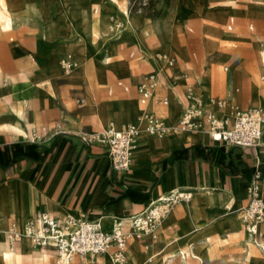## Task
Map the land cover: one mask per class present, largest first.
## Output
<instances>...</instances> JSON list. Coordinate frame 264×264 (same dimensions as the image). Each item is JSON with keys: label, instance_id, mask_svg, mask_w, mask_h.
<instances>
[{"label": "crops", "instance_id": "0c3cea01", "mask_svg": "<svg viewBox=\"0 0 264 264\" xmlns=\"http://www.w3.org/2000/svg\"><path fill=\"white\" fill-rule=\"evenodd\" d=\"M38 2L40 0H35L34 4L27 5V8L32 10ZM37 7L39 11L32 10L31 14L43 18L44 8ZM234 24V18L229 17L226 30L231 32ZM248 30L252 31L253 26L250 25ZM9 42L13 43V49L9 52L10 58L20 59L28 56L29 49H33L32 56L39 62H46L47 58L53 55V46L44 41L43 37L23 47L15 44L13 38H10ZM170 45V52L176 53L173 42ZM253 45L259 51L262 50L260 53L264 65V41H253ZM247 49L245 46L244 50ZM110 51L111 47L106 45L102 55L89 53L82 58L74 52L71 54L81 62L87 59L102 62L113 55L109 54ZM69 55L64 57L70 58ZM60 56L63 55L55 53L57 62ZM115 64L119 70L116 78L131 83L137 84L144 73L136 77L131 76L133 72L128 69L137 63ZM146 70L148 71V67ZM251 71L254 70L245 65L242 71L233 76L232 88L235 89L237 100L238 88L242 89L244 85L242 77L249 76ZM79 73H84V69ZM177 73L174 75V84L164 79L161 81L156 75L160 85L167 89L170 102L168 106L163 104L164 107L155 103L151 105V109L149 102L146 105L141 103L137 90V94L131 92L122 81L116 84L122 93L118 99L98 102L97 92L103 84L111 82L113 78L111 81L98 80V86L93 81L94 100L98 106L97 116L89 112H79L77 108H73L71 102L70 108H67L59 91L57 92L61 105H55L57 95L53 98L44 92H33L24 84L19 74L17 77L11 75L8 85L0 84V220L7 229L12 224L21 228L22 217L26 218V223L37 211H45L58 219L73 216L98 221L101 226L104 221L102 228L110 232L113 223L118 220L128 228L129 218L143 212L160 196L184 192L191 195L190 200L179 202L154 231L155 235L145 236L144 239L138 236L130 240L127 246L134 240V251L138 250L145 258L149 252L154 253L153 259L169 250L172 254L165 257V261L174 254H179L181 263L183 255L187 256V264L189 260L197 261L193 256L195 255L209 260L208 264H215L219 241L228 245L226 254L241 260L243 264L264 261V254L257 248L249 247L242 253L239 232L243 236L245 234L236 214L237 210L247 204V186L256 160L261 163L264 173V135L263 144L257 149H242L213 143L206 135L200 133L151 136L142 132L136 141L131 168L126 172H115L111 168L104 148L86 146L79 139V132L91 133L103 128L100 115H111L108 123L113 124L116 103L123 105L124 117L137 119L147 110L166 124H174L185 107V103L178 99V92L183 90V82L177 78ZM95 74L96 71H91L90 77L94 78ZM80 92L84 99V90ZM112 94V91L108 92L109 97H112ZM160 95L162 93L158 92V96ZM29 96L32 99L30 110L26 102ZM262 96L254 92L245 104L262 105ZM174 99H177L182 108L181 112L173 104ZM255 107L264 106L247 108ZM214 111L220 114L216 109ZM18 112L20 116L17 115ZM66 115L72 122L63 121ZM83 120L91 124L85 125ZM137 120L122 126L137 125ZM27 122L32 125L31 133L27 129ZM17 126L24 134L14 129ZM52 130L55 132L51 138L42 142L46 140V131ZM31 145L37 147V153L27 148ZM261 196L264 199V186ZM245 243L247 244L246 240ZM11 246L17 250L19 241L12 242ZM179 247L184 248L178 251ZM44 250L51 252L52 258L45 263L36 260V264H48L51 259L54 261L53 248ZM105 256L106 254L98 257L99 264H102L101 260ZM173 261L178 263L177 259Z\"/></svg>", "mask_w": 264, "mask_h": 264}, {"label": "rangeland", "instance_id": "374dc122", "mask_svg": "<svg viewBox=\"0 0 264 264\" xmlns=\"http://www.w3.org/2000/svg\"><path fill=\"white\" fill-rule=\"evenodd\" d=\"M34 1L4 0L0 2V84L2 85H8L9 77L11 75L17 77L18 74L20 77L21 75L29 77L30 81L47 82L50 80L55 89L52 97L57 95L55 105H61L58 97L60 93L67 108H70L71 102L73 108H77L79 112H89L97 116L98 106L96 114L84 110L89 105L85 89L88 86L93 89V81L98 86V80L111 81L113 78L111 82L103 84L101 90L97 92V101L103 102L118 99L122 95L116 87L119 81L126 84L131 92L134 91L137 94L138 86L152 73L158 75L161 81L164 79L169 83H175L174 75L179 68L177 78L183 82V90L178 92V99L183 104L186 93L192 90L202 95L203 98L216 102H228L233 99L239 105L237 110L250 106H264V81H262L264 65L260 53L262 50L259 51L253 45V41H264V0H40L35 7H32V10L38 12L37 6L43 7V18L32 15V10L27 8V5L34 4ZM4 5L9 11L3 10ZM229 17H233L235 22L231 32L225 28ZM6 19H11L8 27L5 23ZM117 24H124L125 27L120 36L110 30ZM250 25L253 26L252 31L248 30ZM41 37L53 46V55L47 58L46 62H39L36 57L32 56L33 49H29L28 56L20 59L9 57V52L13 49V43L9 42L10 38H13L14 43L19 47H23ZM171 42H173V49L176 53L170 52ZM106 45L111 47L109 54L113 55L102 62H95L94 59L81 62L71 54L74 52L82 58L89 53L102 55L105 53ZM245 46L247 50H244ZM55 53L63 55L58 58V62L54 58ZM157 54H162V56ZM68 55L70 59L64 57ZM156 55L163 65L154 64ZM168 57L175 59L173 67L166 65L165 59ZM116 62L131 65L137 63L128 70L133 72L132 77L144 72L139 82L135 84L122 78H116L119 74ZM245 65L254 71H251L249 76L242 77L244 85L242 89L238 88L237 100L234 94L235 89L232 88L233 76L236 72L242 71ZM83 69L84 73H79ZM94 70L97 74L92 78L90 72L93 73ZM248 78L250 81L247 82ZM22 81L24 82L23 79ZM58 81L61 83L59 84ZM24 84L33 90L28 83L24 82ZM48 88L49 86L46 85L40 89V92L45 93ZM81 90H84V99ZM109 91L113 92L112 97H109ZM158 92L162 95L158 96ZM254 92L263 95L262 105L245 104ZM163 101H166V106H168L170 97L167 89L158 82L149 100L150 109L155 103L163 106ZM26 102L27 107L32 106L30 96ZM115 108L116 117L112 122L114 125L121 127L123 124L138 119L130 116L124 117L125 110L121 103H116ZM110 117L111 115L108 114L106 117L100 115V124L103 128L95 132L105 130L110 124L108 123ZM63 121L72 122V119L66 115ZM83 121L85 125L91 124L86 120ZM54 132L53 130L46 131V140L42 142H47ZM67 132L72 131L67 130ZM85 133L88 132H79L81 135ZM24 221L25 218L22 217L21 228ZM1 229L8 236L7 227L3 225ZM137 235L140 239H144L145 236L149 237L144 234ZM246 238V235L243 236L239 232L242 253L250 247V244L245 243ZM135 244L133 240L127 246L125 264H132L127 249L133 248ZM225 244L217 242L218 257L215 258V264H243L241 260L226 254L225 249L228 245ZM183 248L179 247L178 251ZM142 250L144 251L143 248ZM171 254L168 250L152 259L154 253L149 252L147 258L143 255L136 257V264H168L169 260L165 261L164 258ZM178 255L169 264H182ZM105 257L101 260L102 264L104 261L112 264L110 258L107 255ZM197 257L203 261L189 260V264H208L209 260L201 256ZM175 259L178 263L173 261ZM4 263L5 261L0 258V264ZM10 263L25 264L20 257ZM52 263L51 259L48 264ZM255 264H264V261L260 260Z\"/></svg>", "mask_w": 264, "mask_h": 264}, {"label": "built area", "instance_id": "2783aa9c", "mask_svg": "<svg viewBox=\"0 0 264 264\" xmlns=\"http://www.w3.org/2000/svg\"><path fill=\"white\" fill-rule=\"evenodd\" d=\"M116 29L115 26L110 28L112 32ZM157 85L156 75H149L138 86L137 92L143 105L152 98ZM163 104L166 105V101ZM215 109L220 112L219 115L215 114ZM137 121V125L121 127L110 124L101 132L85 133L79 139L86 146L104 148L115 172H126L131 168L136 141L142 132L151 136L200 133L213 143L242 149H257L263 144L264 107L240 109L230 116L225 112V102L207 100L192 90L186 93L184 110L174 124H166L147 110ZM263 186L264 173L261 163L256 160L247 186V204L236 211L244 234L253 242L264 240V231L261 230L264 224ZM190 198L191 195L184 192L160 196L143 212L129 218L128 228L118 220L113 223L110 232H106L98 221L73 216L58 219L48 212L37 211L25 224L23 232L12 224L7 233L14 242L24 235L37 250L53 248L52 264H99L98 257L106 252L112 253L114 264H125L128 242L137 238V234L152 236L174 206ZM186 260L187 256L183 255L182 264H187Z\"/></svg>", "mask_w": 264, "mask_h": 264}, {"label": "bare ground", "instance_id": "6f19581e", "mask_svg": "<svg viewBox=\"0 0 264 264\" xmlns=\"http://www.w3.org/2000/svg\"><path fill=\"white\" fill-rule=\"evenodd\" d=\"M5 10H8L7 7H5ZM9 11V10H8ZM73 12V11H72ZM77 13V12H76ZM58 14V13H57ZM62 14V13H61ZM65 14V13H64ZM121 14V13H120ZM72 15V14H71ZM66 16V14H65ZM108 17V16H107ZM65 18V17H64ZM104 18V17H103ZM101 20V19H100ZM129 20V19H128ZM127 21V20H126ZM6 26H10L11 24V19H6ZM101 23V22H100ZM126 23V22H125ZM48 24V23H47ZM53 24V23H52ZM54 25V24H53ZM103 25H105L103 23ZM128 25V24H127ZM137 25V24H136ZM107 26V25H106ZM121 26L123 29H121ZM47 27V26H46ZM54 27V26H53ZM115 27H117V29L115 30L116 34L117 35H122V32L125 30V27H124V24H117L115 25ZM128 27V26H127ZM134 27V26H133ZM138 27V26H137ZM57 28V27H56ZM76 30V29H75ZM50 34V33H49ZM116 52V50L114 51ZM158 56H162V54H157ZM157 55H156V59L154 61V64L155 65H163L162 62H160L158 59H157ZM165 57V55H163ZM167 65L169 67L173 66L174 65V62L175 60L173 58H167L165 59ZM150 75H156L155 73H152ZM22 79L24 80L25 83H28V85L30 87L33 88L34 92L36 93H39L40 92V89H42L44 86L48 85L49 88L45 91V93H48L49 96L52 97V94H53V91L55 90L54 89V86L52 85V83L49 81L47 82H39L37 80L35 81H30L28 78L29 77H26L25 75H21ZM172 79V78H171ZM170 80V79H169ZM58 83L60 84L61 81H58ZM174 84V82L172 83ZM39 89V91H38ZM86 95L88 97V100H89V105L87 107H85L84 110H88V111H91L92 113L96 114V110H97V105H94L96 104L95 103V100H94V94H93V89L91 86H88L86 89ZM94 103V104H93ZM172 104V102H171ZM173 104L176 106V108H178L180 111H181V107L180 105L178 104V101L177 99H174L173 100ZM31 106V105H30ZM28 110H30L31 107H27ZM239 108V105L237 103L234 102L233 99H231V101H228V102H225V112L227 114H229L230 116H233L235 111H237V109ZM215 114H217L216 111H214ZM18 116H20V113L18 112L17 113ZM218 115V114H217ZM14 128V127H13ZM20 128V127H19ZM18 128H14L16 129V131L18 133H21V134H24L20 129ZM2 129V128H1ZM27 129L29 130V132L31 133V129H32V125L31 123L27 122ZM33 131V130H32ZM170 214V213H169ZM168 214V215H169ZM167 215V216H168ZM166 216V217H167ZM26 219V218H25ZM104 222V221H103ZM102 222V226H104L105 223ZM27 223V222H26ZM25 223V224H26ZM25 224H22V228H19L21 232H23L24 230V227H25ZM5 225L1 220H0V258H2L6 264H9L10 262H15V260L20 257V259L23 261V263L25 264H36V260H38L40 263H45L47 260H49L50 258H52V254L51 252H49L48 250H36L34 249L30 242L28 241L29 239L27 237H25L24 235H21L19 237V240L20 241V244H19V247L17 250H15L11 244L12 242L14 241H11L9 236H6L4 233L5 231L1 229V227ZM262 227V230L264 231V224L261 225ZM18 240V241H19ZM17 241V242H18ZM246 242L247 244H250V247L251 248H257L260 252H262L264 254V240H261V242H258V241H254L251 240L250 238H246ZM252 244H254L253 246H251ZM128 251V256L131 260V263L132 264H136V257H140L141 254L138 250L134 251V249L131 247L129 249H127ZM111 260L112 264H114L113 262V256H112V253L111 252H106L105 253ZM195 259H198L200 260L201 262L203 261V259L193 255ZM106 258V257H105ZM176 258V255H173L171 256V258L169 259L168 261V264L172 262V259ZM249 260V259H248ZM208 262V261H207ZM251 262H253V259L251 260ZM4 263V264H5ZM11 264V263H10ZM104 264H109L107 261H104Z\"/></svg>", "mask_w": 264, "mask_h": 264}, {"label": "trees", "instance_id": "16d2710c", "mask_svg": "<svg viewBox=\"0 0 264 264\" xmlns=\"http://www.w3.org/2000/svg\"><path fill=\"white\" fill-rule=\"evenodd\" d=\"M27 148H28V149H33V150L35 151L37 147L34 146V145H31V146H27ZM35 152H36V151H35ZM36 153H37V152H36Z\"/></svg>", "mask_w": 264, "mask_h": 264}]
</instances>
